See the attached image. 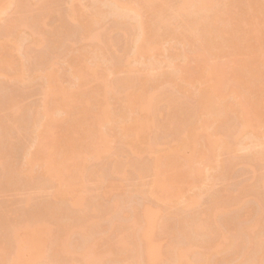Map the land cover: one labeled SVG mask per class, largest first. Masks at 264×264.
<instances>
[{
	"label": "bare ground",
	"instance_id": "6f19581e",
	"mask_svg": "<svg viewBox=\"0 0 264 264\" xmlns=\"http://www.w3.org/2000/svg\"><path fill=\"white\" fill-rule=\"evenodd\" d=\"M23 1L41 10L38 26L56 10L52 3L43 5L44 0ZM257 1L254 0L247 11L245 0H219L225 12L222 16L215 11L213 0H64L66 7L62 18L52 28L51 35L66 40L72 31L79 34L81 52L71 54L65 61L71 68L68 74L74 83H55L62 78L57 69L60 56L56 53L51 58L40 53L38 70L33 72L24 60L15 62L14 73L9 77L17 85L27 87L30 81H37V72H43L48 83L43 88L42 102L32 107L21 98L9 96L6 99L8 114L0 121V143L3 141V146L0 145V184L6 179L4 184L10 182L8 175L13 173L14 183L22 180L18 185L24 184L25 174H28L30 182L34 181L33 188L41 192L54 178L62 179L66 187L60 193L50 191L48 197L59 199V203H43L42 213L34 219L28 218V212H22L25 216L7 210L9 218L17 213L18 219L7 227L8 232L0 228V264H112L124 263L128 257L134 258L135 264L159 263L152 242L162 208L134 205V216L125 212L127 222L117 225L116 220L112 221L97 234L85 224L88 196L73 193V188L85 176L84 165L78 164L71 169L68 160L87 156L101 160V153L112 137L118 144L112 149L115 157L110 160L114 172L129 175L128 168L134 166L135 160H141V169L134 167L141 181L135 187L138 195L160 199L162 193L166 202L173 203L180 198L176 191L195 189L183 208L192 209V216L184 218L175 210L166 213L175 218L171 229L173 240L166 250V258L172 259L168 264H264V171L257 169L264 164V0ZM148 4L154 6L155 18L144 16ZM6 9L4 0H0V14ZM109 17L116 24L111 32L134 35L122 50L110 37L106 39L108 48L93 44L104 40L101 31L106 28ZM9 25L0 36V74L14 59L15 51L23 49L29 53L33 45L41 46L40 43L46 41L44 34L35 29L30 42L24 45L20 28ZM177 44H182L184 59L188 62L182 73L174 63V54L167 56L173 70L154 75L150 70L146 72L144 65L153 63L154 54L160 50L167 53ZM225 49L236 55L247 50L254 61L250 63L235 57L224 67H218L213 62L217 57L213 60L212 55ZM109 52L116 56H109ZM191 60L196 66L190 65ZM154 61L159 62V59L155 57ZM123 71L128 74L120 81L111 78L114 72ZM192 74L202 84L195 100H192L189 86L176 82L177 77L190 82ZM91 81L97 84L89 89L87 84ZM135 85L139 86V92L134 89ZM78 99L87 101L88 106L80 108L76 104ZM162 103L166 104L167 112L160 107ZM26 114L30 116L23 133L27 145H23L20 156L27 162L22 159L14 162L12 146L16 139L12 132L23 131L21 117ZM66 117L71 118L68 126H64ZM161 129L165 143H159L158 130ZM228 132H235V147L227 149L232 159L229 167L225 163L217 165L215 176H232L237 151L247 148L244 159L254 173V182L245 183L240 193L232 196L227 189L225 193H213L204 202L205 206L199 208L205 195L204 184L191 181L200 177V181L210 180L213 175L209 177L197 165L190 167L183 182L173 188L160 178L163 169H173L176 179H180L184 166H192L195 161L209 162L221 147L220 136ZM161 145L166 148H160ZM32 160L41 167L40 172L34 171L36 166L33 165L25 170V163ZM150 171L152 186L144 189L142 181ZM94 175L92 172L86 180L93 184ZM98 176L100 179L105 174L100 170ZM103 180L98 186L109 188L110 193L117 190L111 182ZM107 195L106 190L97 193L99 198ZM31 198L25 199L26 206L33 202ZM121 207L120 201L114 200L104 207L107 216L103 219L111 221ZM235 210L239 215L237 220L227 219ZM220 219H226L224 225ZM53 222L59 235L57 243L51 238ZM73 227L80 240H74L76 229ZM98 238L103 241L98 242ZM47 249L52 251L51 259L42 262L40 254Z\"/></svg>",
	"mask_w": 264,
	"mask_h": 264
},
{
	"label": "rangeland",
	"instance_id": "374dc122",
	"mask_svg": "<svg viewBox=\"0 0 264 264\" xmlns=\"http://www.w3.org/2000/svg\"><path fill=\"white\" fill-rule=\"evenodd\" d=\"M4 2L6 4L7 9L5 10V12H2V14H0L1 15L0 16V36L4 34L3 30L5 29V27L7 28V26H10L9 25L10 23L12 24L11 26L14 27V29L19 27L20 30L22 31L23 36L21 39L24 45L30 42L31 35L32 33H34L35 29L36 31L39 30V32H41L42 35L44 34V38H46V41L44 44L40 43L41 46L33 45L29 53H26L23 49L19 51L18 50L15 51L14 59L8 63V65L4 68L5 71L3 70L4 72L0 74V121L3 118H6L5 116H7L6 114H8L5 110V104H6L5 102H7L6 99H8L9 96H14L15 98H18V99L21 98L23 99L25 104H28L29 107H32V105L37 104L38 102H42L43 88H45L48 83V79L45 77V74L43 72H37V75L39 76L37 81L35 80H32L35 82L30 81L27 87L26 86L24 87L22 85H17L16 82H14L13 79L9 77L10 74L14 73L13 68H15L14 66L17 60H20V59L24 60V63L28 65V67L30 66L32 68V69L30 68V70L33 72V70L35 69L38 70L37 67H39L38 64L40 62L38 60L39 58L38 55H41L44 53L45 55L50 56L51 58V56L56 53L57 56H60V63H59L60 65L57 66V69L60 71L62 78L61 80H56L55 83H57L58 85H72L74 83V80L68 74L71 68L69 64H67L65 61L70 58L69 56L71 54L80 53L81 46H82V42L79 40L78 38L79 34L77 32H74V31L70 32L71 34L69 33L70 36H68L66 40H60L58 36L51 35L53 32L52 28H54L56 22L59 23L60 19L62 18V12L64 8L66 7L64 0H44L45 4L43 3V5H46V4L48 5V3H52L56 7V10L52 13L49 19H48L49 17L48 16L47 19L43 20L39 26L37 23V17L39 14L38 12L41 11L39 7L36 8L35 5H27L24 3L23 0H15V1L13 0L12 3L10 0H4ZM213 2H214L215 11H217L218 14L220 13L223 16L225 12L223 11L222 5L219 2V0H213ZM251 3H255L254 0H245L244 8L247 11H250ZM41 7L42 6H40V8ZM144 16H146V18H149V19L155 18L157 16V12L152 4H148L146 6L144 10ZM105 26L106 28L101 31V36H102V39L104 40L96 41L93 43L94 45L104 46L108 48V40L106 39L110 37L113 40V42L116 44L118 49L122 50L124 46L126 45V43L131 42L132 39L134 38L133 33H130L127 36H124L118 31L111 32L110 29L116 26L112 17H109L106 20ZM13 36H14V33H12V37ZM167 46H169V44H167ZM186 49L188 51L191 50L189 46H187ZM183 50L184 48L182 44H177L172 49H170L169 52L171 53L169 52L166 53L163 50H160V51L155 50L156 52L157 51L158 52L157 53L155 52L156 53L154 54L155 56L153 55L154 56L153 63L150 65H144L146 72L150 70L151 74H153V73H160L162 71L173 70V67L167 61V59H169L170 57H167V56L168 54H174L175 55L174 63L178 66L179 72L182 73L184 68L185 69L187 68L186 65L188 64V62L184 59ZM88 54L90 55V53ZM108 54L111 57L116 56L114 55V53L109 52ZM155 57L159 59V62L154 61ZM216 57H217V60L213 62L216 63L218 67H224L225 64H227L230 60H232L235 57H239L241 60L243 61L246 60V62H250V63L254 61L253 57L247 50H244L240 54L236 55L230 49H225L222 52L212 55L213 60ZM196 64L197 63L195 61L193 60L190 61V65L192 67L196 66ZM127 74L128 73L125 71L114 72L113 74H111V78L116 82L126 77ZM12 75L10 76L12 77ZM196 75L198 74L196 73ZM189 78L191 79V81L186 82L183 79L177 77L176 82H178L180 85L189 86L193 92L192 100H195V96H196V99L198 98L197 91L202 86V84L197 80V76H195L194 74L190 75ZM95 84H97V82L91 81L87 85H88V88L90 89ZM134 87H135L134 89H137L138 92L140 91L139 86L135 85ZM76 104L80 108L88 106V102L85 101L84 99L76 100ZM114 106L116 108L117 105H114ZM160 107L162 108L164 112H167V106L165 103H162ZM29 111L27 112L29 113ZM25 113L26 112H24V114ZM29 117L27 116V114L24 118L21 117V119H23L21 120L23 121V123L21 122L24 128L23 129L21 127L23 131L19 132L20 130H18V132H16L15 130L12 132L13 133L12 135L16 139V141H14V144H13L14 147L12 146L13 148L12 152L15 156L14 158L12 155V158H14V162H17L20 159H22L21 157L23 153L22 150L24 149L23 145L25 147L27 145L26 143H24L25 139L27 140V138L25 137V139H23L25 136L23 133H25L24 124L28 125L29 121L28 123L26 122L27 120H29L28 119ZM70 123H71V118L66 117L64 126H68L70 125ZM3 124H5V122L2 123V125ZM163 132H164L163 129L158 130V134H160L159 143H165L162 140ZM234 134L235 132H228V134H224L220 136L221 147L218 148L217 151L212 155V159L209 162H196L195 161V163L192 166H184L182 169L183 171L182 177L180 179H176L175 171L173 169H167V170L163 169V171L161 172L160 178L164 179L165 182L168 185H171L173 188L183 182V180L185 179V177L187 176L189 172L190 167H195L199 165L204 169V172L207 175H209V177H211L212 175L213 177H215V178L211 177L210 180H206V181H200L202 177L196 178L191 181L192 184H204L203 189L205 190V195L203 197V201L200 204L199 208H203L205 206V203H206L205 201H207L209 196L213 193L214 194L216 192L225 193V189H227L226 191H228V193H230L232 196H235L236 194L240 193L239 190L245 183H247L248 181L251 183L254 182L252 179L254 173L252 172V170L247 165V162L244 159L246 153L248 152V149L244 148V149H240L237 151L238 159L236 160V163L234 164L235 169L233 171L232 176H228L224 178L220 176L219 177L215 176L216 175L215 167L217 165L220 166L224 163L226 164L225 166L227 167H229L228 165H230L228 164V162L231 161L232 155L231 153H228L227 149L230 147H235V143L233 140ZM2 140H5V139H2ZM1 143H3V141ZM117 146L118 144L115 138L112 137L111 141L108 144L106 143L105 150L102 149L103 153H101V155L103 154V157L101 158V160H95L97 158L90 157V156L82 157V158H71L68 160V163L70 165L68 163L67 164L71 166V169L78 164L84 165V171L82 170V172H84L85 176L79 182L78 186L73 188V193L74 195H79L81 193H84L89 198L87 210L84 211L85 216L87 217V222H85V224L88 227H90V229L93 232L99 234V232H101L104 229V227L110 225L112 221L116 220L115 223L117 225H122L125 222H127V217L125 216V212L129 211L130 216L131 217L134 216V213L132 210V207L134 205L137 207L140 206L141 208H143L145 205H150L155 209L162 208V212H160V216L156 220V232L153 236L152 244L155 247V251H157V254L155 257H157V260L160 259L158 264H168L169 262L172 261V259L166 258V250L169 247V244H171V241L173 240L171 229L175 225V218L173 217V215L166 216V213L167 211L171 212L175 210L176 212H179L182 215V217L185 216L184 218L192 216L193 215L192 209L187 208V210H185L183 208L188 203L187 199H189L195 192V189H185L184 192H182V188L180 189V191L175 190L176 193L180 194V198L177 200V202L173 201V203L166 202L164 200V196L162 195V193H161L160 199H156L151 196L142 197L140 196V194L138 195L135 191V187L137 183L141 181L139 180L138 174L136 173L138 171H136L134 167L141 169L140 167L141 160L139 161L135 160L133 162L134 166L132 165L133 167L128 168L129 175L128 174L124 175L122 172H114L112 170L113 163L110 160H113V158L115 157L113 150ZM160 148L165 149L166 146L161 145ZM189 152H190L189 150H186L187 154H189ZM49 158L51 157L49 156ZM22 161L27 162L25 158H23ZM19 162H21V160ZM35 162L36 161L32 160V161H29L30 164L25 163V170L28 171L30 165L36 166ZM38 166H36V168L34 167L35 168L34 171L40 172L41 167L40 166L38 167ZM257 169H261V171H264V164L258 165ZM100 170L104 172L105 176L104 177L101 176L102 178L99 179L98 173ZM92 172L95 173V175L91 179L94 182L93 184H92V181L86 180L89 178ZM151 174H152V171L145 174L146 176L142 181V183L144 184V189H148L149 187L152 186L151 184L152 177L150 176ZM9 175L8 177L10 178V182L8 181L9 182V183L7 182L8 184L5 183L8 186H4L5 185L4 182H6L8 179H6V181L3 182L2 184L3 186L0 184L2 186V187L0 186V226H1L0 228L4 227L6 228V230H7V227L10 226V224L12 223L14 224L15 219H18V215H16L17 213L15 214L17 217L14 215L9 218L7 216V210H11V211L15 210L16 212H21L22 215H25L22 212H28L27 213L29 214L28 218L34 219L37 217V215L42 213L41 208L43 207V203L50 202L53 205L59 203L58 202L59 199L48 197L49 192L50 191L53 192L54 190H57L60 193L64 191L66 187L62 179L54 178L50 180V183L48 185L49 187H45V189L41 192V190L37 188H33L31 183H33L34 181L30 182L29 177L28 178L26 177L28 174L27 175L25 174V178L27 179L26 182L23 181L24 184H21V185H18V184L21 183L22 180H20L18 184L17 182L14 183L15 177L13 180V177ZM0 176H1V170H0ZM103 178L111 182L112 186L117 188V190L110 193L111 190L109 191V188L98 186L104 181ZM22 179H24V177ZM83 187L86 188V190H83ZM104 190L108 191L109 195H107L106 198H99L97 196V193L104 192ZM183 194H185V196ZM61 196L63 197V199H65V196L63 195ZM240 196H242V198L246 197L245 194H240ZM28 197L29 198L33 197L34 199L31 198V201L33 199V202H31V204H28L26 206L24 203L26 202L27 199L29 200ZM66 199H69L67 195H66ZM114 200H119L120 204H122V207L119 208V211H117L114 214L113 219L111 221L104 220L103 218L107 216L106 215L107 212L104 207L108 206ZM174 204H176L175 207H174ZM249 204L250 203H248L247 205ZM170 205L172 206L169 209ZM246 206H241V207L244 209ZM15 211L13 213H15ZM237 214L238 212L237 210H235L234 212L230 213L229 216H227V219L235 218V220H237V216H239ZM21 217L22 216L20 215L19 219L22 220L23 217L22 218ZM99 218L100 219L102 218V220L100 221ZM220 220L222 224L224 225L225 223L223 221H225L226 219H220ZM51 226L54 227L53 235L51 236V238L53 239V242L57 243L58 242L57 238L59 237L57 226L55 222L51 223ZM6 232H8V230ZM73 238L76 241L80 240L77 229L74 232ZM97 240L98 242L103 241L100 238H98ZM233 255L234 254L232 252L231 256L233 257ZM27 256L28 255H26V257ZM51 256H52V251L48 249L47 251L43 250V253L40 254V258L42 262H46V259L47 260L51 259ZM123 262L124 263L120 262V263H112V264H135L136 260L134 258L128 257Z\"/></svg>",
	"mask_w": 264,
	"mask_h": 264
}]
</instances>
